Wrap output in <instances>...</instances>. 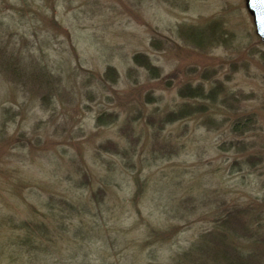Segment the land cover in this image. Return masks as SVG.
<instances>
[{
  "label": "rangeland",
  "instance_id": "rangeland-1",
  "mask_svg": "<svg viewBox=\"0 0 264 264\" xmlns=\"http://www.w3.org/2000/svg\"><path fill=\"white\" fill-rule=\"evenodd\" d=\"M98 188L82 219L60 212ZM233 209L249 234L220 224ZM207 236L264 251L245 0H0V264H172Z\"/></svg>",
  "mask_w": 264,
  "mask_h": 264
},
{
  "label": "trees",
  "instance_id": "trees-1",
  "mask_svg": "<svg viewBox=\"0 0 264 264\" xmlns=\"http://www.w3.org/2000/svg\"><path fill=\"white\" fill-rule=\"evenodd\" d=\"M135 59L137 56L134 57ZM188 94H190L193 90L187 89ZM149 97V96H148ZM188 111L186 114L190 113ZM105 118V115L103 116ZM106 117H110L106 115ZM107 119V118H106ZM169 115L164 114L160 116L156 121L163 127L164 124L169 122ZM100 121V119H99ZM109 143L103 144L100 148L105 147ZM84 178L89 181L84 174ZM137 185L139 184L138 178L135 179ZM110 183V179L107 181ZM136 185V186H137ZM141 189V188H140ZM103 191L98 188L96 192L91 191L87 198H82L78 196L74 200L70 201L64 198V200L60 199V212L63 213L65 210H68L69 218L71 216H75L79 219H82L84 213L90 212V208H94L95 206H99V202L103 200V198L98 197ZM140 194V191L137 189L136 193H134V197H137ZM100 200V201H99ZM219 222L224 227H228L231 231L237 228V231H244L243 235L249 234L248 233V217L244 216L243 211L238 209H233L227 211L225 215H223ZM91 229L85 228L83 225H76L75 227V235L77 238H80L81 241L76 240V249L75 251L78 252L80 247H86L87 240L86 237L89 236ZM237 231L235 232L237 234ZM234 233V234H235ZM216 236H219L218 234ZM89 238V237H88ZM208 238V236H207ZM203 241V243H194L189 247L188 250L184 251L181 254H177L174 257V261L172 264H204L205 257L202 256V251L204 255L208 257L211 256V260H209V264H264V251L257 250L258 252H250L242 247H239L234 244H226L224 242H216L213 238H208ZM220 238V237H219ZM250 245V244H249ZM254 246H258L255 242L253 243ZM77 252L76 256H77ZM222 257V259L220 258Z\"/></svg>",
  "mask_w": 264,
  "mask_h": 264
},
{
  "label": "water",
  "instance_id": "water-1",
  "mask_svg": "<svg viewBox=\"0 0 264 264\" xmlns=\"http://www.w3.org/2000/svg\"><path fill=\"white\" fill-rule=\"evenodd\" d=\"M245 6L253 18L255 33L264 45V0H245Z\"/></svg>",
  "mask_w": 264,
  "mask_h": 264
}]
</instances>
